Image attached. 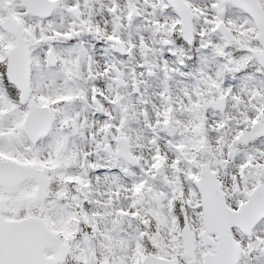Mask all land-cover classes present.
Returning a JSON list of instances; mask_svg holds the SVG:
<instances>
[{
	"label": "snow or ice",
	"instance_id": "6c2138e0",
	"mask_svg": "<svg viewBox=\"0 0 264 264\" xmlns=\"http://www.w3.org/2000/svg\"><path fill=\"white\" fill-rule=\"evenodd\" d=\"M0 264H264V0H0Z\"/></svg>",
	"mask_w": 264,
	"mask_h": 264
}]
</instances>
